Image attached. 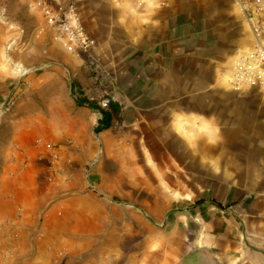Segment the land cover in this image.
I'll use <instances>...</instances> for the list:
<instances>
[{
    "label": "crops",
    "instance_id": "0c3cea01",
    "mask_svg": "<svg viewBox=\"0 0 264 264\" xmlns=\"http://www.w3.org/2000/svg\"><path fill=\"white\" fill-rule=\"evenodd\" d=\"M156 1L165 8L148 12L140 6L144 0L131 2L138 7L130 16L135 21L116 29L123 37L106 36L98 41L91 51L92 63L63 46L57 60L62 67L59 75L23 80L24 89L16 92L9 114L6 137L0 140V264L143 263L138 256L129 261L126 250L84 251L79 247L86 237L63 234L58 226L63 220L64 202L45 205L48 191L52 195L64 191L78 194L79 180L73 174L71 183L64 182L68 171L48 167L47 161L51 144L59 143L60 151L68 147L73 151L93 150L90 131L95 120L101 123L99 103L103 94L118 107V114L102 109L108 113L109 122V127L99 132L104 159L119 163L120 168L122 162H135L137 155L139 161H157L159 154H165L157 147L185 144L180 141L192 138V131L203 128L201 123L206 125L203 119L209 112V98L218 99L216 112L224 97L239 98L238 93L223 89L229 64L219 63L197 24L203 16L202 10H197L200 1ZM34 9L31 6L30 10ZM246 94L261 99L264 105V92ZM81 99L99 109L75 103ZM216 118V128L224 130ZM248 125L249 129L263 130L264 120ZM236 126L240 128L239 123ZM119 129H125L127 135L122 136ZM251 139L254 155L231 156L230 186L222 190L220 185L215 201L200 199L186 207L189 210L208 202L219 210L217 238L198 253L187 250L162 264H264V136L255 131ZM68 142L71 145H63ZM123 151L127 152L126 159ZM241 161L247 162L246 168L240 166ZM52 175L55 177L48 182ZM67 241L71 249L65 246ZM155 264H160L159 259Z\"/></svg>",
    "mask_w": 264,
    "mask_h": 264
},
{
    "label": "rangeland",
    "instance_id": "374dc122",
    "mask_svg": "<svg viewBox=\"0 0 264 264\" xmlns=\"http://www.w3.org/2000/svg\"><path fill=\"white\" fill-rule=\"evenodd\" d=\"M71 1L96 43L106 36L123 37L116 29L126 27L128 23L132 25L135 20L130 16L138 8L131 3L138 0ZM196 1H200L197 10L199 13L202 10L200 16L203 15L197 19L198 26L202 27L219 63L229 64L230 59L248 44V33L232 1ZM139 3L148 12L165 8L156 0ZM30 5V0H0V140L6 137L9 114L17 93L24 89L23 80L56 77L62 70L57 60L60 50H64L63 45L44 26L37 10H30ZM111 27L112 33L108 34ZM223 89L233 91L235 95L238 93L239 98L224 97L217 112L218 99L209 98V112L206 119L203 117L206 125L201 123L203 128L192 131V138L185 137L180 141L185 144L171 145L168 149L157 147L159 153L165 152L157 156V161H139L137 155L135 162L125 160L120 168L119 163L104 159L100 131H95L97 120L90 131L93 150L73 151L68 147L60 151L59 143L51 144L47 166L68 171L64 182L71 183L73 174L79 180L78 194L64 191L52 195L48 191L45 205L64 202L63 220L58 226L63 234L72 237L79 233L86 237L79 247L84 251L126 250L129 261L132 256H138L142 264H155L157 259L162 264L168 257L177 259L187 250L194 254L206 249L205 245L219 234V210L211 208L208 202L189 210L186 207L200 199L215 201V195L219 197V188L225 190L232 183L231 156L254 155L251 137L255 131L264 136V129L248 127L249 122L264 120L263 101L245 96L248 91L255 94L259 89L234 88L227 84ZM103 96L105 94L100 102L108 98ZM216 117L222 121L224 130L216 128L219 123ZM238 123L240 128L236 126ZM119 130L122 136L127 135L125 129ZM189 141L192 144L189 145ZM70 142L63 145H71ZM122 153L126 159L127 152ZM242 165L246 168L247 162L241 161ZM54 177H49L48 182ZM175 215L179 217L175 218ZM65 243L71 249V242Z\"/></svg>",
    "mask_w": 264,
    "mask_h": 264
},
{
    "label": "built area",
    "instance_id": "2783aa9c",
    "mask_svg": "<svg viewBox=\"0 0 264 264\" xmlns=\"http://www.w3.org/2000/svg\"><path fill=\"white\" fill-rule=\"evenodd\" d=\"M248 33V46L237 52L224 75L227 84L234 88H257L264 91V0H231ZM44 24L54 37L77 57L84 56L92 63L91 51L95 39L86 31L80 12L71 0H30ZM110 99L99 103L109 107Z\"/></svg>",
    "mask_w": 264,
    "mask_h": 264
},
{
    "label": "trees",
    "instance_id": "16d2710c",
    "mask_svg": "<svg viewBox=\"0 0 264 264\" xmlns=\"http://www.w3.org/2000/svg\"><path fill=\"white\" fill-rule=\"evenodd\" d=\"M75 103L78 105H85V106L90 107V108L96 107L94 104L89 103L86 100H82V99L81 100H75ZM108 108L111 109L115 114H118L117 104L112 102L111 100H110ZM97 109H99V107ZM99 112L101 114V123L96 125V127H95L96 132L102 131V130L107 129L109 127V122L107 121L108 113H106V111L102 110V109H99Z\"/></svg>",
    "mask_w": 264,
    "mask_h": 264
},
{
    "label": "water",
    "instance_id": "95a60500",
    "mask_svg": "<svg viewBox=\"0 0 264 264\" xmlns=\"http://www.w3.org/2000/svg\"><path fill=\"white\" fill-rule=\"evenodd\" d=\"M98 122H99V121H98ZM98 122H97V123H98Z\"/></svg>",
    "mask_w": 264,
    "mask_h": 264
}]
</instances>
